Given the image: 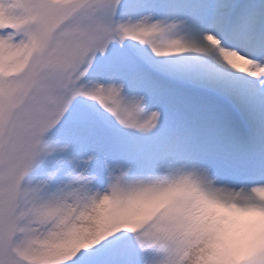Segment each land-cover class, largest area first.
I'll return each instance as SVG.
<instances>
[{"label":"snow or ice","instance_id":"1","mask_svg":"<svg viewBox=\"0 0 264 264\" xmlns=\"http://www.w3.org/2000/svg\"><path fill=\"white\" fill-rule=\"evenodd\" d=\"M193 194L264 212V0H0V264H196Z\"/></svg>","mask_w":264,"mask_h":264},{"label":"clouds","instance_id":"2","mask_svg":"<svg viewBox=\"0 0 264 264\" xmlns=\"http://www.w3.org/2000/svg\"><path fill=\"white\" fill-rule=\"evenodd\" d=\"M174 193H169L160 198V201L171 198ZM264 195V194H262ZM193 216L196 227L203 234L199 251L196 253L198 259L196 264H222L221 256L231 243L235 221L242 215L254 214L258 218H264V212H254L249 209L242 213L240 210L225 206L220 203L200 199L195 194L192 195ZM112 214V209L108 204H102L95 214L94 227H102ZM86 229L71 237H60V246L69 247L79 242L80 236Z\"/></svg>","mask_w":264,"mask_h":264},{"label":"bare ground","instance_id":"3","mask_svg":"<svg viewBox=\"0 0 264 264\" xmlns=\"http://www.w3.org/2000/svg\"><path fill=\"white\" fill-rule=\"evenodd\" d=\"M237 63H240V64H242L243 62H241V61H237Z\"/></svg>","mask_w":264,"mask_h":264}]
</instances>
